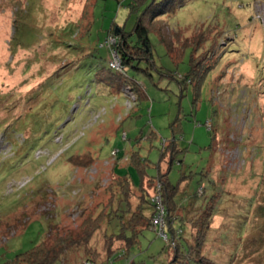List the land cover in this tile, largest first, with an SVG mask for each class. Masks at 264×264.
I'll list each match as a JSON object with an SVG mask.
<instances>
[{
	"label": "rangeland",
	"instance_id": "1",
	"mask_svg": "<svg viewBox=\"0 0 264 264\" xmlns=\"http://www.w3.org/2000/svg\"><path fill=\"white\" fill-rule=\"evenodd\" d=\"M130 2L0 0V264L66 233L86 243L65 264H169L174 249L151 228L121 249L109 229L119 233L125 218L108 211L119 193L130 219L143 199L114 174L136 186L149 177L153 196L159 173L177 188L178 206L163 204L192 256L264 264V0L177 1L147 23L152 66L130 69L146 95L125 117L132 101L98 79L108 71L99 46L112 27L132 32L146 5L131 11ZM195 52L210 57L191 64ZM191 68L181 88L177 75ZM83 150L91 165L66 161Z\"/></svg>",
	"mask_w": 264,
	"mask_h": 264
},
{
	"label": "trees",
	"instance_id": "2",
	"mask_svg": "<svg viewBox=\"0 0 264 264\" xmlns=\"http://www.w3.org/2000/svg\"><path fill=\"white\" fill-rule=\"evenodd\" d=\"M149 0H131L129 3V7L131 8V11H137L138 9L142 8V5H146L145 11L141 14L142 17H138L132 32H125L124 27L116 26V28H111L108 31V35L115 36L116 40L115 43L106 45L100 44L99 47L105 48L107 51V72H102L98 75L99 80H103L109 85V95H112L113 97H117V94H122V91H126L125 89L131 90L135 96L134 101H132L131 109L126 113L125 117L130 115V112L133 111L140 103V99L142 97H145V91L143 90V85L138 82L134 75L130 74V69L133 68L136 71H145L142 67H140L141 62L145 61L149 63L152 66V52H151V44L149 40V34H148V26L147 23H152L157 18L161 17L165 13L171 12L174 7L181 4L183 0H163L162 2H156V0H151V2L148 4ZM178 1V2H177ZM177 2V3H176ZM176 3V4H175ZM158 21V20H157ZM132 36V37H131ZM171 44L169 53L174 57L180 56L181 50L176 46L174 42ZM177 43V42H176ZM110 50H115L118 53V57L120 60L121 66L119 68L112 67L110 65ZM178 50V51H176ZM214 50H211L208 52L212 53ZM206 53L202 54L205 55ZM197 55V56H196ZM198 56V53H194L191 58V64L201 63L203 60L209 58ZM196 59V60H195ZM202 60V61H201ZM136 63V64H135ZM195 64V63H194ZM148 65V64H147ZM193 68L190 69V72L186 75H177L179 78V84L182 88L183 83L187 84L188 82L191 83V76L193 75ZM176 76V75H175ZM182 85V86H181ZM89 91V90H88ZM88 93V92H87ZM123 95V94H122ZM124 97V96H123ZM125 98V97H124ZM89 100L86 101V104H88ZM124 108V107H123ZM92 113V112H91ZM118 115L120 116V112H118ZM91 118V116H90ZM89 118V119H90ZM92 150H83V152L71 155L66 160L69 164H73L77 167H87L93 163L95 158L92 156ZM163 157V154L161 155ZM119 159V157H117ZM130 162L134 163L135 166L140 167V161L138 160V157H132ZM117 162V161H116ZM142 173V170H140V175ZM114 174V172H113ZM166 173H159V175L156 178H153L155 180H159L161 182L160 190L162 196V202H167L166 198L171 199V201L175 204L174 195L176 194V186L171 185L166 177ZM116 178H119V181L122 180L125 182L126 186H129L131 188L142 190L143 199L142 202L139 201V205L137 206V211H135L132 214V217H128V211L129 203L127 198L124 197L123 193H119L120 199L118 200L116 197L113 199L114 201L109 205L108 211L111 209L112 212L118 213L120 211H123V215H125L124 220L120 222L121 231L119 233L113 232V229L109 227V219L107 218V226L110 230H112V233L114 234L115 238L119 237L118 240L123 242L120 243V247L118 249H121L123 247H127L130 243V245L135 242V239L137 238L138 232L141 231L140 228L148 227L152 229V223L151 218L154 215V204L151 201L150 193L147 190V182L151 181L149 177H142L140 178V183L138 186H136L132 179L130 180L128 177H119L114 174ZM147 180V181H146ZM119 185V184H118ZM153 188V186H152ZM155 189V187H154ZM154 191V190H153ZM127 194V193H126ZM118 195V194H117ZM122 200L125 201V205L122 202ZM147 204V205H146ZM146 205V206H145ZM166 208V227L164 231L167 234L168 242L163 239V241L166 243V246L171 249H174V255L172 256L169 264H208V260H206L207 257L200 255L198 258L192 256L193 253H191V246L185 242L187 240L186 236H184V231L180 227L178 229L174 228V224L176 219H179V216H175L174 213L172 214L169 211L168 203L164 205ZM178 206V205H177ZM150 209V212H146L145 208ZM122 208V210H121ZM107 213V212H106ZM107 215V214H106ZM103 216V215H102ZM130 222V225H126L125 221ZM181 219V218H180ZM101 221V218L98 219L97 222ZM180 221V220H179ZM96 221L92 222L90 221V224L88 225V228L86 229V235H82L83 237L86 236L89 237V234H91V231L94 228H91V226ZM182 225V224H181ZM136 227V228H135ZM125 229H130L131 234L130 236L125 233ZM153 230V229H152ZM118 231V229H116ZM154 231V230H153ZM157 236L156 231H154ZM77 234V233H76ZM74 235H71L70 233H66L63 236H58L55 238L52 242H47L42 239L39 244L33 246L30 250L18 253L15 258H13L10 261H5L2 264H65L64 260L68 258V254L72 252L73 249L77 248V245L80 246V244L86 243V241L83 238V242L75 241ZM196 245L195 248H197V245H199V241L201 240V235L196 236ZM126 241L128 244H126ZM186 244L187 248L184 250H181L182 245ZM117 249V250H118ZM197 250V249H196ZM115 251V250H114ZM198 251V250H197ZM110 255V254H109ZM87 260H91L90 258H86ZM94 262V261H93ZM95 263V262H94ZM128 264H139L135 263L132 259H130V262Z\"/></svg>",
	"mask_w": 264,
	"mask_h": 264
},
{
	"label": "built area",
	"instance_id": "3",
	"mask_svg": "<svg viewBox=\"0 0 264 264\" xmlns=\"http://www.w3.org/2000/svg\"><path fill=\"white\" fill-rule=\"evenodd\" d=\"M115 40H116L115 36L108 35L103 44H105V46L109 45V44L111 45V44L115 43ZM110 52H111V54H110V65L112 67L119 68L121 66V64H120V60L118 57V53L115 50H110ZM125 90L126 91H124L125 92L124 95L126 96V99H128L129 102L134 101L135 96H134L133 92L131 90H128V89H125ZM102 113H104V111ZM95 114H96V112H94L91 115V118H93ZM100 115H101V113L96 114L95 116L99 117ZM124 137L125 136L123 135V138ZM116 154H117V150H115L113 152V155H116ZM160 186L161 185L159 182L156 183L155 189H154L155 193L150 198L154 204V215L151 218V223H152V229L154 231H156L157 234L159 236H161L165 241L168 242L167 234L164 231L166 224H167L166 220H165L166 208L162 202L161 193L159 192ZM81 264H94V263L91 260L86 259Z\"/></svg>",
	"mask_w": 264,
	"mask_h": 264
},
{
	"label": "crops",
	"instance_id": "4",
	"mask_svg": "<svg viewBox=\"0 0 264 264\" xmlns=\"http://www.w3.org/2000/svg\"><path fill=\"white\" fill-rule=\"evenodd\" d=\"M114 109L117 110L118 112H120V110H121V109H119L117 107H115ZM112 171H113V167H112Z\"/></svg>",
	"mask_w": 264,
	"mask_h": 264
},
{
	"label": "bare ground",
	"instance_id": "5",
	"mask_svg": "<svg viewBox=\"0 0 264 264\" xmlns=\"http://www.w3.org/2000/svg\"><path fill=\"white\" fill-rule=\"evenodd\" d=\"M128 91V90H127Z\"/></svg>",
	"mask_w": 264,
	"mask_h": 264
}]
</instances>
